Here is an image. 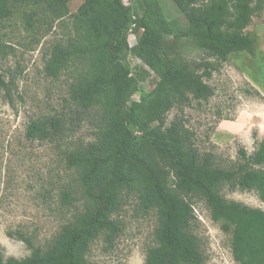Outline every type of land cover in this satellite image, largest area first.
Here are the masks:
<instances>
[{
  "label": "trees",
  "instance_id": "16d2710c",
  "mask_svg": "<svg viewBox=\"0 0 264 264\" xmlns=\"http://www.w3.org/2000/svg\"><path fill=\"white\" fill-rule=\"evenodd\" d=\"M70 1L0 0V30L25 2L40 9L46 22L71 19L73 36L52 44L44 60L47 78L67 74L71 80L70 113L32 120L27 138L56 143L77 130L76 120L96 122L94 140L66 153L78 187L64 188L60 200L74 208L73 218L46 249L17 232L30 255L5 259L0 253V264H90L95 241L113 246L124 234L125 224L115 216L131 199L138 213L156 217L155 244L145 264H206L195 232L197 202L231 234L237 264H264V210L223 194L225 188L255 192L264 203V137L252 154L241 149L234 164L223 166L212 152L200 150L182 116L167 123L173 109L183 113L192 101L213 97L207 80L229 56L253 52L257 37L247 29L264 14V0H173L187 21V35L206 55L198 64L168 42L178 37V23L167 21L159 0H85L71 15ZM36 13L26 17L29 30L44 19ZM131 36L137 39L133 45ZM13 49L0 34V59ZM130 58L141 64L131 66ZM152 74L159 81L146 92L142 84ZM5 78L0 66V90L9 94ZM137 93L139 100L133 98Z\"/></svg>",
  "mask_w": 264,
  "mask_h": 264
},
{
  "label": "rangeland",
  "instance_id": "374dc122",
  "mask_svg": "<svg viewBox=\"0 0 264 264\" xmlns=\"http://www.w3.org/2000/svg\"><path fill=\"white\" fill-rule=\"evenodd\" d=\"M85 0H71L68 9L74 14ZM167 21L178 23L176 39L181 55L198 64L206 59L187 35V21L173 0H159ZM14 16L4 22L0 34L13 45V53L0 59L9 94L0 90V253L5 258L23 259L31 250L16 233L30 236L35 247L46 249L63 224L73 218L74 208L62 206L60 193L64 188H77V174L66 165V153L94 140L96 122L79 120L65 140L56 143L29 140L27 126L44 116L69 114L67 74L59 80L44 74L45 56L52 44L73 36L70 17L45 20L31 3L16 5ZM44 18L37 28L26 27V17ZM249 33L257 37L252 53L229 56L212 78L207 80L214 90L209 101H192L191 106L173 109L167 123L178 114L195 134V142L203 152H212L223 166L234 164L239 151L252 154L264 137V14L255 17ZM139 37V36H138ZM130 37L131 45L136 43ZM174 41V42H173ZM131 66L141 64L130 58ZM213 61V60H212ZM13 81V82H12ZM159 78L152 74L142 88L151 91ZM139 100L140 93L134 97ZM80 123L79 128L77 124ZM226 199L264 210V203L255 192L223 190ZM81 206V203H78ZM198 222L195 232L201 239L206 264H237L231 253V234L212 220L203 202L194 204ZM125 224L124 234L113 246L102 238L95 241L88 254L90 264H145L147 249L155 244L156 217L138 213L135 201L129 200L116 214ZM9 234H14L11 237Z\"/></svg>",
  "mask_w": 264,
  "mask_h": 264
}]
</instances>
